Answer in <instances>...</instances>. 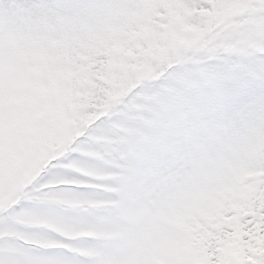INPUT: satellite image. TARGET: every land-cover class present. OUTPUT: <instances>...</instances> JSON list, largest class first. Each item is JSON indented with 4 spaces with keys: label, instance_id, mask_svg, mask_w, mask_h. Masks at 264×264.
<instances>
[{
    "label": "rangeland",
    "instance_id": "1",
    "mask_svg": "<svg viewBox=\"0 0 264 264\" xmlns=\"http://www.w3.org/2000/svg\"><path fill=\"white\" fill-rule=\"evenodd\" d=\"M221 52L264 54V0H126L0 33V188L28 187L70 152L86 161L40 184L33 211L0 216V264H101V249L109 264H211L213 248L215 264H233L241 219L264 208L253 163L264 119L120 204L125 150L159 106L161 77L223 63Z\"/></svg>",
    "mask_w": 264,
    "mask_h": 264
},
{
    "label": "snow or ice",
    "instance_id": "2",
    "mask_svg": "<svg viewBox=\"0 0 264 264\" xmlns=\"http://www.w3.org/2000/svg\"><path fill=\"white\" fill-rule=\"evenodd\" d=\"M6 0H0V6ZM126 0H7L11 10L0 14V33L9 34L27 25L61 21L76 10L101 4L123 3ZM220 64H205L201 69L177 72L170 69L158 84L159 106L147 114L140 134L133 137L122 160L120 204L129 206L173 176L189 159L201 156L226 132L245 129L264 119V54L221 52ZM103 123V119L97 125ZM91 131V130H90ZM89 133L80 137L77 144L87 141ZM73 147H76L75 145ZM74 161L86 162L80 153L70 152L53 163L54 172L45 170L33 184L24 189L0 188L4 198L0 216L15 218L33 211L32 197L42 183L71 178L67 175ZM264 167V158L253 162ZM108 198V197H101ZM246 235V247L233 264H249L259 260L264 252V208L257 206L254 215L240 221ZM223 232L230 233L231 227ZM211 264H215V249ZM253 252L256 255H253ZM101 249V264H109Z\"/></svg>",
    "mask_w": 264,
    "mask_h": 264
}]
</instances>
